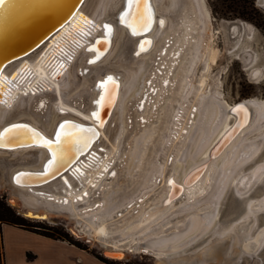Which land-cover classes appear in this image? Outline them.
<instances>
[{"label": "bare ground", "instance_id": "1", "mask_svg": "<svg viewBox=\"0 0 264 264\" xmlns=\"http://www.w3.org/2000/svg\"><path fill=\"white\" fill-rule=\"evenodd\" d=\"M96 1L9 0L0 9V105L21 113L14 120L0 122V131L19 123L53 141L55 132L64 121L98 131V136L76 163L39 187H26L25 184L53 178L80 152L71 148V159L50 168L46 176L38 175L36 173L44 171L45 164L51 159L47 148L30 136L7 137L0 143V165L5 166L1 156L10 158L8 164L4 163L9 165L4 184L10 186L11 196L32 197L41 204L51 205L80 201L76 204V207L82 206L78 213L87 214V210L96 205L94 210L102 208L104 202L98 199L110 188L113 190H109L108 195L113 194L112 198L119 197L118 200L129 191H134L149 169L148 184H145L138 198L115 211L106 226L115 229L123 225L119 234L139 231L137 236L108 246L104 241L109 232L101 219H97L99 212L93 214L92 221L98 226L93 236L103 238V256L110 260H121L125 257V251L142 248L156 256H164L175 264L180 252L206 236L217 240L227 237L233 245L241 248L242 255H256L264 245V230L260 229L257 238L252 236L254 219L259 215L252 211L264 209V196L256 201L249 199L254 181L261 180L264 175V158L258 160L264 146V99H246L233 104L221 102L227 115L221 118L215 102L219 103L222 96L219 86L214 87L212 71L209 70V61L212 64L216 61V50L207 47L201 53V46L206 43L203 28L206 21L209 22L203 0H174L162 6L169 13L174 10L173 5L179 11L177 15H172L178 23L168 31L165 13H161L162 9L156 6L154 0H148L151 11L145 9L144 13L146 18H151V27L137 36H132L131 31L119 22L126 0H119L116 8L113 6L117 0L113 1L106 11L108 15L105 14L100 20L90 13ZM79 2L78 8L70 17H66ZM194 3H197L199 10H193ZM57 19L67 22L49 41H44L28 55L4 63L14 51L28 45ZM161 20L164 21L163 27L160 26ZM129 22H132L131 18ZM105 24L112 29L107 35L103 28ZM165 41L175 45H172L175 50L174 62L169 68L168 62L164 69L167 72L163 73L169 80L165 82L155 78L153 84L157 87L147 95L149 99L144 105L137 109L138 99L146 96L142 88L144 75L151 71V58ZM141 42H147L142 52L139 47ZM89 60L95 62L88 63ZM141 60L144 64L139 66L136 75L134 67ZM122 65L131 67L130 78L136 75L133 82L126 83L125 92H121V89L123 80H126L124 72L127 67ZM66 72L67 83L71 84L72 81L73 86L63 91L58 83ZM108 77H113V80L104 84L103 88L99 87ZM110 93L114 100L109 98ZM101 95L105 100L97 104ZM183 95L186 96L179 101ZM176 101L179 103L175 104ZM133 103L135 107L130 117L135 120L129 132V107ZM169 107H174L176 112L173 113ZM93 111L99 112V119L105 122L103 128H98V121L92 118ZM140 114L146 119L138 120ZM118 116L121 125L114 140L116 149H110L107 138L113 136ZM168 119L172 120L168 138L160 147L154 164L150 165ZM138 134L137 139L141 137L143 142L140 145L143 153L128 175L126 167L129 165V170L134 163L128 157L129 151ZM122 141L125 143L124 150L115 159ZM18 172L25 174L20 176L19 183ZM169 180L173 181L172 186L168 184ZM126 186L127 190L124 189ZM58 189L64 193L63 197L54 194ZM246 191L249 192L244 195ZM229 193L245 201L243 217L247 216L250 221L239 219L238 223L229 226V232L221 235L226 230L220 229V209ZM12 197L8 202L10 206H16L18 199ZM86 197L88 200L83 201ZM88 203L92 204L85 206ZM187 205H191V208L173 214ZM128 220L125 225L121 223ZM245 225L248 226L245 228ZM82 226L83 223H80L78 230L87 233L88 230ZM140 242L143 246H140ZM217 249L213 246L201 248V260L218 252ZM229 256L223 264L230 262Z\"/></svg>", "mask_w": 264, "mask_h": 264}, {"label": "rangeland", "instance_id": "2", "mask_svg": "<svg viewBox=\"0 0 264 264\" xmlns=\"http://www.w3.org/2000/svg\"><path fill=\"white\" fill-rule=\"evenodd\" d=\"M115 0H97L96 3L91 7L90 13L94 15L96 20H100L104 17V15H108L109 12H106L109 9L111 3ZM156 6L161 10V13H165L164 16L168 18V27L166 31L170 30V28L174 27L178 21L173 19V14H178V9H175V5H173L172 12H166L163 10L162 6L167 5L170 1L174 0H154ZM120 1L117 0L113 7H118ZM204 7L207 10L209 22L206 21V24L203 28L204 36L206 37V43L201 46L203 50L201 53L207 49V47L213 48L217 51V57L214 64L209 61V70H211L212 83L215 84L214 87L219 86L221 94V100H218L219 103L215 102L220 109L221 118L227 117L224 112V106L221 105V102H225L227 104H233L236 102H240L246 99H264V4H260L258 0H203ZM193 10H199L197 3L193 4ZM175 7V8H174ZM169 46V45H167ZM152 63V69L158 71L160 68V61L159 63L156 62ZM154 63V64H153ZM144 64L143 60L138 61L134 67V74L139 73V66ZM198 63H196L195 67ZM212 64V66H211ZM126 66L125 69V76L126 80H123V85L121 92L124 91L126 87V83L128 81L133 82V78H130V68L129 65H122ZM254 69H259L263 72V77L260 79H252L250 77V73ZM133 72V71H132ZM67 72L60 79V83H58L59 87L63 91H67L69 88L73 86L72 81L71 84L67 83ZM194 74L192 75V77ZM208 77V76H206ZM205 77V78H206ZM129 78V80H128ZM214 79V80H213ZM216 79V81H215ZM219 79V80H217ZM218 81V82H217ZM188 82V81H187ZM220 82V83H219ZM219 83V85H218ZM192 84V83H191ZM126 90V89H125ZM17 91H15L16 93ZM125 92V91H124ZM186 95H183L180 100H183ZM176 101L175 104L179 103ZM174 103V102H173ZM175 106V105H174ZM171 107V106H170ZM168 108L172 110L173 113L176 112L174 107ZM0 122H6L10 120L16 119L21 113H17L16 110L12 111L11 109L5 108L3 105H0ZM116 112V110H115ZM172 116V115H171ZM120 117L116 119V124L114 127V133L111 138L108 139V148L114 149V140L118 137L120 132ZM171 119L166 121V125L164 130L162 131L161 140L159 143V147L154 151V156L150 161V165L154 164L157 155L160 153V147L164 143V141L168 138V132L170 131V126L172 125ZM219 124V123H218ZM108 126V131L109 130ZM180 131V129H178ZM142 132V131H141ZM137 136L132 141V146L129 151V158L131 157L134 160L133 166L129 168V165L126 167V174H131L135 165L138 162V158L142 155L143 149L140 148V145L143 143L141 141V137L137 139ZM177 138V137H176ZM125 143L122 141L120 144V150L116 154L115 159L119 157V155L124 150ZM116 149V148H115ZM3 160V165H0V200H3L7 206H9L12 211L16 215L22 217L20 213H18L16 206H10L8 204V200L12 197L11 188L9 187L8 183L4 184V179L7 177V165L10 162V158L1 156ZM264 158V146L262 152L258 158V160H262ZM7 164H4V163ZM31 165H36L35 163H31ZM154 166V165H153ZM158 165H156L157 167ZM97 171V170H96ZM99 171V170H98ZM151 173V172H150ZM149 169L145 171L143 179L138 184V187L134 191H129L128 193L122 195L120 200L119 197H113V194L108 195V191L104 192L102 197L98 199V201H103L104 204L102 208L97 210H89L87 214L78 213V210L82 207H76V204H79L80 201L77 202H70L66 205H51V204H41L38 200H35L32 197H24L20 196L12 197L15 200L18 199V204H24L26 207L32 210H37L41 213H45L47 210H62V212L51 214V219L46 221H36L39 222L42 226L55 230L57 233L61 235H65L67 239L71 240L72 242L77 241L80 245L86 248V251L98 255H102L101 253V245L85 242L82 238H76L70 233V228H72V221L68 219V214L73 218L79 220L77 225L83 223L85 229L88 230L87 234L94 237L93 234L95 230H98V226L92 221V216L95 212H99L97 214V219L100 218L102 221L103 226L105 227L106 231L109 232L107 238L104 242H107V245H113L114 242H124L128 238L132 236H137L139 231H134L127 233L126 235L119 234V230L123 228L122 226H117L115 229H111V227H106L109 219L111 218L112 214L125 207L129 202L134 199L138 198V194L143 189L145 184H148V179L150 176ZM95 174V173H94ZM260 179L254 181V184L258 183ZM77 185V184H76ZM86 186V185H85ZM84 188V187H83ZM115 189H118L116 187ZM127 190V186L124 188ZM249 191L244 193L247 194ZM79 192L77 191L76 194ZM114 193V192H113ZM250 199L260 198L263 194V188L261 185H258L255 190L250 192ZM56 197H63L64 193H62L61 189H58L54 192ZM68 199L71 200V197L66 195ZM88 197L84 198L83 201H87ZM118 200V201H117ZM92 203H88L85 206H89ZM141 204V203H140ZM45 205V206H43ZM84 206V205H83ZM144 206H147L144 205ZM178 206H182L179 204ZM191 208V205H187L184 207H180L175 214L183 213L184 211ZM244 208V210H243ZM141 211L138 210L137 214ZM259 213L258 218L254 219V228L253 229H263L264 228V209L262 210H255L252 213ZM245 213V201L242 198L235 197V194L229 193L223 200L220 209L219 215V225L221 226V230L223 231L221 235L224 233L229 232L227 231L229 226L232 223H236L239 219H247L249 218L243 217ZM129 222H121L127 224ZM175 222V221H173ZM171 224V223H170ZM180 224V223H179ZM246 226V225H245ZM172 230V229H171ZM115 236V237H112ZM252 237V236H251ZM141 243V242H140ZM140 246H143L141 243ZM217 249L218 252L211 253V255L205 256L204 260L202 259V251L204 247L207 249L212 247ZM205 250V249H204ZM168 252H165V254ZM230 254V256H229ZM180 258L175 260V264H208L217 263L223 264L227 256L231 259L228 264H264V245L259 249L256 255L249 256V255H242L241 248L236 245H233V242L228 239L227 237L221 238L217 240L216 238L211 236L203 237L200 240H197L192 245H190L187 249L179 253ZM104 257V256H103ZM106 258V257H105ZM107 259V258H106ZM228 259V260H229ZM110 260V259H108ZM114 262L122 263V264H155V261L152 257L139 253L138 251H125V257L121 260H111ZM208 261V262H207ZM173 264V262H171Z\"/></svg>", "mask_w": 264, "mask_h": 264}, {"label": "snow or ice", "instance_id": "3", "mask_svg": "<svg viewBox=\"0 0 264 264\" xmlns=\"http://www.w3.org/2000/svg\"><path fill=\"white\" fill-rule=\"evenodd\" d=\"M9 0H0V9H2ZM147 9L148 12L151 11L148 0H126V7L119 15V22L121 25L125 26L131 31L132 36H137L141 32H146L150 30L151 18L145 17L144 10ZM131 18L132 22H129ZM160 26H164V21H160ZM105 35L112 31L111 26L108 24L103 25ZM99 43V42H98ZM145 43L141 42L139 47L140 51L145 50ZM91 50V49H89ZM140 53L138 52L137 55ZM95 61L89 60L88 63H94ZM63 68V65L60 66ZM113 77H108L107 80L103 81L99 87L103 88L104 84L112 81ZM110 99L114 100V96L110 93ZM105 100V97L101 95L100 100L97 104H101ZM43 107V105H41ZM232 111H237L233 109ZM92 118L98 121V128H103L104 121L99 119V112L93 111ZM12 135H25L30 136L34 141L41 143L43 147H46L48 152L51 154V159L47 161L44 166V171L42 175H48L49 169L54 168L57 164L67 162L71 157L69 156V151L71 148H75L77 152L82 153L84 149L91 146L94 139L98 136L97 129L91 127H83L70 122L61 123L55 132L54 141L51 139H46L40 133L36 132L32 128L24 124H13L10 127L4 128L0 131V143H2L7 137ZM107 171V169H105ZM24 173L19 174L17 177V182L19 183L20 176H24ZM67 183V182H65ZM168 184L173 185V181L169 180Z\"/></svg>", "mask_w": 264, "mask_h": 264}, {"label": "crops", "instance_id": "4", "mask_svg": "<svg viewBox=\"0 0 264 264\" xmlns=\"http://www.w3.org/2000/svg\"><path fill=\"white\" fill-rule=\"evenodd\" d=\"M0 258L2 264H106L66 241L5 223H0Z\"/></svg>", "mask_w": 264, "mask_h": 264}, {"label": "water", "instance_id": "5", "mask_svg": "<svg viewBox=\"0 0 264 264\" xmlns=\"http://www.w3.org/2000/svg\"><path fill=\"white\" fill-rule=\"evenodd\" d=\"M80 2H81V0H80ZM80 2L77 3V5L75 6V8L72 9L71 12H68L69 14L66 17H70L71 16V14L76 10V8H78V5L80 4ZM58 20L59 19H57L55 21L52 20L53 22L50 23V25H48L49 27L47 26L46 29H44L42 32L38 33V37L36 39L34 38L28 45H26L25 47H23L21 50L14 51V53H12L10 55L12 57L9 58L8 60H6V62H4V63H8L9 61H14V60H16V59H18L20 57H23L25 55H28L30 52L34 51L42 43H44V41H46L48 39L50 40L51 37L52 36H55V34L57 32H59L61 30V28L63 27V25H65L66 22H67V20H60V21H58ZM40 34H42V35H40ZM10 126L11 125H9L7 127H10ZM17 147L18 148H23L25 146H16L15 148H17ZM7 150H11V149H7ZM87 150L85 149V151H83L82 153H79L77 155V158L76 159H74L72 162H70V164L66 168H64L61 172H59L58 174L54 175L53 178H51L49 180H45V181H43L41 183H34V184H27V185L25 184V186L26 187H39L40 185H44V184L48 183L52 179L58 177L60 174L64 173L66 170H68L74 163H76V160L78 158H80L81 156H83L86 153ZM28 173H31V172H28ZM42 173H43V171L42 172H37L36 174L42 175ZM17 174H21V173L18 172ZM8 204L10 205L9 202H8ZM13 207H15V205ZM16 207H19V208H17V211H18V213H20L22 215V217H24L26 219H29V220H32V221H46V220L51 219V216H50L51 214H53V213L56 214V213L62 212V210H47L44 214H42L39 211L37 212V210L30 211L29 208L24 207L22 204H19V206H16ZM94 207H97V205L94 206ZM94 207H92L91 209H94ZM91 209H88L87 211H89ZM68 219L72 221V226H73L72 228L69 229L70 230V233L73 236H75L76 238H82L87 243L94 242L95 244L101 245V247H102L101 253L103 255L104 254V251H105V250H103L104 249L103 238H101V237L100 238L99 237H92V236L88 235L86 232L79 231L78 230L79 225H77V222H79V220L76 219V218H73L69 214H68ZM128 251H132V250H128ZM133 251H136V250H133ZM137 251L139 253H142V254H145V255H148V256L152 257V259L155 261V264H171L167 260L166 257H164V256H156L151 251H146V250H144L142 248L138 249Z\"/></svg>", "mask_w": 264, "mask_h": 264}, {"label": "flooded vegetation", "instance_id": "6", "mask_svg": "<svg viewBox=\"0 0 264 264\" xmlns=\"http://www.w3.org/2000/svg\"><path fill=\"white\" fill-rule=\"evenodd\" d=\"M258 2L260 3V4H264V0H258ZM167 45H169V46H167ZM175 46L174 44H172L171 42H169V41H165V42H163L162 43V45H161V47L157 50V51H155V53H154V55L152 56V58H151V61H153L154 63H156V62H158L159 63V61H160V69H159V72L157 73L154 69H151V71L149 72V73H146L145 75H144V80H143V89H144V95H146V96H143V97H141V98H139L138 99V104H136V107H137V109H140L141 108V106L142 105H144V103L149 99L148 98V96L147 95H149L150 93H152V90H153V88L155 89L157 86H155V84H153V81H155V78H157V80H158V78H160V79H163L165 82H167L168 80H169V78L167 79L165 76H163V73H166V72H164V69H165V67L166 66H168V62H169V66H168V68L171 66V63H173L174 62V57H175V50H173V46ZM214 50V49H213ZM216 57H217V51H216ZM153 63V64H154ZM212 66V65H211ZM155 73V74H154ZM257 73H259V76H257ZM250 77H252V79H260V78H262L263 77V72L261 71V70H259V69H254V70H252V72L250 73ZM155 83H157V82H155ZM155 86V87H154ZM134 101V100H133ZM262 101V100H261ZM133 107H135V103H133L130 107H129V117L131 116V111H132V109H133ZM137 109H134V110H137ZM133 110V111H134ZM133 114H134V112H133ZM139 119L138 120H140L141 118L142 119H146V118H143V116L140 114L139 115V117H138ZM137 119V118H136ZM134 120H135V118L134 117H130L129 118V123H130V126H131V128H129V132H131V130L133 129V126H134ZM256 164H254V165H252L251 167H249L248 169H247V171L248 170H250L251 168H253L254 166H255ZM258 185H261V187L263 188V194H262V196L260 197V198H255V199H253V200H258V199H261L263 196H264V175L262 176V179L258 182V183H256V184H254L253 185V188H252V190H255V188L258 186ZM235 197H237V198H240L238 195H236L235 194ZM253 211H255V210H253ZM245 221V222H248V220L247 219H241L240 221ZM239 222V221H238ZM237 222V223H238ZM248 225H246L245 226V228L247 227ZM257 226V225H256ZM255 226V227H256ZM263 230H264V228H263ZM258 234H260V228L259 229H253V231H252V236L254 237V238H257V236H258Z\"/></svg>", "mask_w": 264, "mask_h": 264}, {"label": "trees", "instance_id": "7", "mask_svg": "<svg viewBox=\"0 0 264 264\" xmlns=\"http://www.w3.org/2000/svg\"><path fill=\"white\" fill-rule=\"evenodd\" d=\"M0 223L14 225L46 237L63 240L80 249L86 250V248L82 247L80 243H78L77 241L72 242L71 240L67 239L65 235H61L57 233L55 230L42 226L39 222L32 221L24 217H21L19 215H16L14 211H12V209L9 206H7L3 200H0ZM91 254H93L97 259H99L100 261L106 264H122L108 260L105 257L98 254H94V253ZM28 257H30V255H28ZM0 264H2L1 258H0Z\"/></svg>", "mask_w": 264, "mask_h": 264}]
</instances>
